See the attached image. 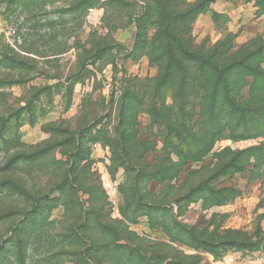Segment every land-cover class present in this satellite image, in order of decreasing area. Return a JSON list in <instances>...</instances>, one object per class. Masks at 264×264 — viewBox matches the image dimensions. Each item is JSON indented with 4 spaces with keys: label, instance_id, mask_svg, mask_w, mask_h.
<instances>
[{
    "label": "rangeland",
    "instance_id": "1",
    "mask_svg": "<svg viewBox=\"0 0 264 264\" xmlns=\"http://www.w3.org/2000/svg\"><path fill=\"white\" fill-rule=\"evenodd\" d=\"M78 1L0 0V264H264V0Z\"/></svg>",
    "mask_w": 264,
    "mask_h": 264
},
{
    "label": "trees",
    "instance_id": "2",
    "mask_svg": "<svg viewBox=\"0 0 264 264\" xmlns=\"http://www.w3.org/2000/svg\"><path fill=\"white\" fill-rule=\"evenodd\" d=\"M85 1L86 0H80L78 2L81 3V2H85ZM17 2H18V0H13V4H15ZM158 3H160L159 0H158ZM191 11H192V9H190L184 13H179V14L175 15L174 17L169 16L166 18L163 15V17L161 18V23H163L164 28L161 31V34L164 35L168 41L174 42V44L177 46V48L179 50V55L187 57V60L189 58H195V59H197L198 62L205 63V60L200 55H198L194 52H190L188 49L184 48L183 42H185V41H183V38L179 34V31L186 32L184 28H185L187 22L189 21L188 15ZM170 47L171 46H167L168 50L165 52V54H163L164 56L167 55V63L163 66L165 74L167 75L168 72L171 70V68L174 67L180 73L181 79L187 78L188 73L186 71V68L183 66L184 60L182 58H176L173 54V48L171 49ZM107 51H108V48L106 47V48L102 49L101 52L99 50L98 52H95V53L93 52L92 54H90L91 52H89V54H90V57H92L93 59H96L97 57L95 55H99L98 54L99 52L101 54L100 58L103 57L104 54L107 56L108 55ZM245 57H247V55ZM185 61H186V59H185ZM8 62L11 64L12 67L15 66L17 68V66H19V64L15 63V60H9ZM220 62H221V60H217V61L214 60V61L210 62L212 71H216V72L220 71V68L218 67V65L221 64ZM216 64H217V66H215ZM15 67H13V68H15ZM21 67L24 68L23 66H21Z\"/></svg>",
    "mask_w": 264,
    "mask_h": 264
},
{
    "label": "built area",
    "instance_id": "3",
    "mask_svg": "<svg viewBox=\"0 0 264 264\" xmlns=\"http://www.w3.org/2000/svg\"><path fill=\"white\" fill-rule=\"evenodd\" d=\"M16 34L15 30H9L5 35H6V39L8 40L9 37H12Z\"/></svg>",
    "mask_w": 264,
    "mask_h": 264
}]
</instances>
